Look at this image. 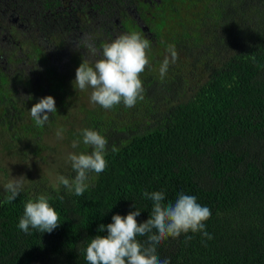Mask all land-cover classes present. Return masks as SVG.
I'll use <instances>...</instances> for the list:
<instances>
[{
  "label": "trees",
  "instance_id": "16d2710c",
  "mask_svg": "<svg viewBox=\"0 0 264 264\" xmlns=\"http://www.w3.org/2000/svg\"><path fill=\"white\" fill-rule=\"evenodd\" d=\"M173 2L165 20L175 36L159 37L161 46L149 56L140 74L143 99L132 108L122 102L107 110L83 106L87 117L70 130L71 140L80 141V153L93 150L83 143L84 129L108 141L106 169L89 173L84 194L77 196L58 177L52 181L42 174L5 203V184H0V264H88L87 244L107 235L99 226L134 211L133 204L141 211L137 222L147 221L153 202L143 193L155 191L165 194L166 204L181 193L195 196L212 213L204 222L211 239L191 231L168 238L157 246L161 259L264 264V0ZM169 45L177 52L174 63ZM165 57L170 63L161 77ZM200 64L205 73L198 82ZM59 91L66 102L69 91ZM7 103L0 101V147L23 163L31 156L45 159L42 154L50 148L43 141L57 111L29 134L22 126L30 105ZM19 142L25 145L17 149ZM64 167L63 176L73 179L70 164ZM40 195L51 197L60 226L51 233L30 227L25 234L19 219L26 202ZM137 240L148 246L146 236Z\"/></svg>",
  "mask_w": 264,
  "mask_h": 264
},
{
  "label": "clouds",
  "instance_id": "9594fccd",
  "mask_svg": "<svg viewBox=\"0 0 264 264\" xmlns=\"http://www.w3.org/2000/svg\"><path fill=\"white\" fill-rule=\"evenodd\" d=\"M82 43L92 56L99 52L102 58L94 63L87 59L82 60L76 69L73 85L82 91L91 88V101L106 110L121 102L132 108L138 100L143 99L140 74L149 64L147 49L150 45L147 39L133 32L104 43L99 50L89 43L86 36L82 37ZM168 52L171 62L174 63L177 59L175 46L169 45ZM169 63V57H165L159 69L161 77L167 73ZM56 111L54 98L47 96L31 107L30 115L37 126H43L49 121V114ZM63 131V129L57 131L58 139L63 138ZM82 136L83 143L92 146L91 154L69 153L67 159L71 162L76 175L73 179L63 175L57 178L59 184L77 196L83 195L89 187L86 183L89 173H102L107 166L105 159L107 139L90 129H84ZM79 142L74 140L72 147H77ZM115 150L113 148V151ZM25 179L24 176L12 178L4 185V191L7 193L5 203L17 199ZM143 195L153 202L149 219L138 223L137 217L141 211L133 204L134 211H130L126 216L116 214L112 217V223L106 226L101 224L98 231L103 233L106 230L107 235H97L87 244L85 258L88 264H170L168 258L161 259L156 254L157 246L164 240L178 238L182 233L189 231L202 233L208 239L212 238L205 231L204 224L210 218L211 210L197 203L195 196L181 193L174 203L166 204L162 191L144 192ZM50 199L49 196L40 195L34 201H27L18 228L25 234H29L30 227L38 229L41 233H51L58 228L59 215L50 206ZM137 236H146L145 243L148 246L145 247L139 242Z\"/></svg>",
  "mask_w": 264,
  "mask_h": 264
},
{
  "label": "flooded vegetation",
  "instance_id": "af4514ba",
  "mask_svg": "<svg viewBox=\"0 0 264 264\" xmlns=\"http://www.w3.org/2000/svg\"><path fill=\"white\" fill-rule=\"evenodd\" d=\"M173 1L0 0V101L30 105L23 111L22 127L31 134L37 127L30 119L31 107L53 95L64 105L59 90L73 89L81 61L102 58L99 52H88L82 37L99 50L135 32L149 41L147 50L152 52L161 46L159 37L175 36L165 20L172 14Z\"/></svg>",
  "mask_w": 264,
  "mask_h": 264
},
{
  "label": "rangeland",
  "instance_id": "374dc122",
  "mask_svg": "<svg viewBox=\"0 0 264 264\" xmlns=\"http://www.w3.org/2000/svg\"><path fill=\"white\" fill-rule=\"evenodd\" d=\"M169 30L174 31L173 27H170ZM151 50L156 53L158 49ZM150 55H152V52L147 50V57L149 58ZM199 73H205L201 64L199 65L197 71L198 82H200ZM190 78L193 80L194 77L191 76ZM67 90L69 91L70 96L66 97L64 105L60 106V102L58 101L59 99H54L56 109L59 108L57 110L59 115H54L56 117V122L49 128V132L46 133L43 141V143L51 149L44 151L42 154V158L45 159H41L39 156L38 158L31 156L26 163H23L20 162L21 160L15 159L13 156L15 154L14 151H4V148L0 147V167H2L3 170L5 168L7 169L5 170L7 172H4L0 168V184H2V186L3 184L8 183L12 178L20 176H24L26 178L23 186H31L29 183L30 180L34 181L39 179L42 174L49 176V178L54 181L55 177L63 175V171H66L68 168H65L64 164H70L71 166V162L67 159L69 153L80 154V152H77L78 145L75 148L72 147L73 140L69 137L71 136L70 130L73 129V126L77 128V123H82L81 121L87 117L84 113H81L83 106H85L87 110H93L98 108L100 105L91 101V88H87L82 91L73 85L72 90ZM59 129L64 130L62 139H58L56 136ZM21 142L24 143L23 140ZM21 142L17 143V149H20L25 145ZM48 172L53 174L50 175Z\"/></svg>",
  "mask_w": 264,
  "mask_h": 264
}]
</instances>
